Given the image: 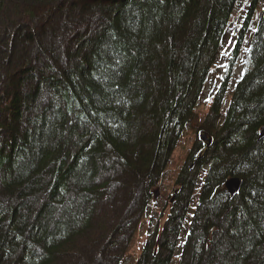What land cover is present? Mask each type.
I'll list each match as a JSON object with an SVG mask.
<instances>
[{
  "label": "trees",
  "instance_id": "16d2710c",
  "mask_svg": "<svg viewBox=\"0 0 264 264\" xmlns=\"http://www.w3.org/2000/svg\"><path fill=\"white\" fill-rule=\"evenodd\" d=\"M236 11L237 58L259 14L247 69L208 102ZM2 50L0 264H129L156 184L170 212L137 264H264V0H3ZM204 126L205 158L166 186Z\"/></svg>",
  "mask_w": 264,
  "mask_h": 264
},
{
  "label": "rangeland",
  "instance_id": "374dc122",
  "mask_svg": "<svg viewBox=\"0 0 264 264\" xmlns=\"http://www.w3.org/2000/svg\"><path fill=\"white\" fill-rule=\"evenodd\" d=\"M1 1L3 0H0V2ZM238 15L239 13H237L236 11L235 16L233 18V22L235 26H232V28L230 27L231 31L227 38L228 41L224 46V50L222 54L219 56L220 58H218V61L216 62L215 69L217 70V73H212L204 83L203 95L206 97L205 99L208 102H212L214 98H216L222 86V82H224L225 77H227V83H229V85L232 88H235L236 84L243 77V74L247 69V64L244 63V58L247 56V53L250 49L253 34L257 28L259 14L256 13L254 15V20H253L254 22L250 24L249 31L246 34V38L243 39L242 44L238 48L239 57L237 58L235 55V51L237 49L238 39L241 35V30H242V29H239L237 26L239 25L238 22H240ZM18 45H19L18 51H15L16 53L13 54L14 61L11 62L13 67L17 66L19 62H22L23 59L26 58V57L23 58L22 56H20L21 52H19V50L23 48V51H24V47L27 46V41H20L18 42ZM26 53L27 54L25 56L28 55L29 57H31L34 54L32 47L27 49ZM10 54L11 52H7L5 50L0 51V63L7 64L8 59L6 58H9ZM228 71L230 72L229 76L227 75ZM1 79L2 77L0 76V83H1ZM231 96H232L231 94H228L227 97L225 98V106L229 105ZM200 130H204L205 132L207 131L208 134L211 135L209 129L206 126L201 128ZM189 138L190 140H188L187 134L184 135V137L181 139L178 146L174 150L172 161L169 163L168 168L166 170L167 177L164 182L166 186H170V183H173L175 181V178L178 174L176 173V171L178 170L180 171L182 166L188 167V168L194 167V169L197 167L195 159L193 161L189 159L191 155L188 152L192 149V147L195 144V140L192 139L191 136ZM193 154L196 155L197 152L194 151ZM151 191H152V201L154 205H152L151 208L148 209L147 214L143 218L138 234L137 236H135L136 237L135 240L133 241L131 238L132 241L128 243L129 250H130L129 264H137L138 259L141 256V251L143 247L148 243V240L150 239L149 236L150 235L153 236L154 234L157 233L154 236V239L156 237H159V235H161L162 229L164 228V226H166L165 224L166 219L168 218L170 211L164 208L165 202H166L165 195L160 194V192L162 191V188L159 184H156L155 187L152 188ZM171 192L173 191L171 190ZM177 197L178 196H176L175 199H177ZM158 199H159V204L158 202H156ZM155 203L157 205H155ZM127 237L124 239L125 240L124 243H126V241L129 240V236ZM172 264H177V263L173 262Z\"/></svg>",
  "mask_w": 264,
  "mask_h": 264
},
{
  "label": "water",
  "instance_id": "95a60500",
  "mask_svg": "<svg viewBox=\"0 0 264 264\" xmlns=\"http://www.w3.org/2000/svg\"><path fill=\"white\" fill-rule=\"evenodd\" d=\"M261 137H264V127L261 130ZM200 141H209L211 142L212 140L209 139L208 135L206 133L202 134L200 137ZM243 185V180L239 177H231L230 179L226 180L225 182V187L228 193L231 196H235L238 194L241 190V187Z\"/></svg>",
  "mask_w": 264,
  "mask_h": 264
},
{
  "label": "flooded vegetation",
  "instance_id": "af4514ba",
  "mask_svg": "<svg viewBox=\"0 0 264 264\" xmlns=\"http://www.w3.org/2000/svg\"><path fill=\"white\" fill-rule=\"evenodd\" d=\"M203 133H207L208 134L207 131L205 132L204 130H200V136ZM209 136H211V135H209ZM209 147H210V145H209L208 141L200 142V141H198V139H195V144H194V146L192 147V149L189 152H194L195 151V152H197V154L196 155H192L189 159L192 160V161L195 159V162L197 164L200 161V159H204L205 158L206 153L209 151ZM192 169H194V168H192Z\"/></svg>",
  "mask_w": 264,
  "mask_h": 264
}]
</instances>
